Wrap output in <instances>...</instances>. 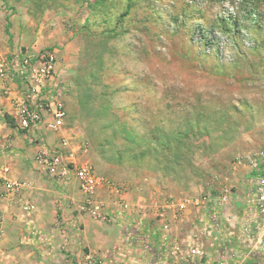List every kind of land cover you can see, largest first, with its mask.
Wrapping results in <instances>:
<instances>
[{"label":"rangeland","instance_id":"obj_1","mask_svg":"<svg viewBox=\"0 0 264 264\" xmlns=\"http://www.w3.org/2000/svg\"><path fill=\"white\" fill-rule=\"evenodd\" d=\"M95 1L4 0L45 48L72 45L75 122L104 162L123 155L114 172L167 197L221 196L229 167L253 168L264 146V0H132L126 15L127 0Z\"/></svg>","mask_w":264,"mask_h":264},{"label":"crops","instance_id":"obj_2","mask_svg":"<svg viewBox=\"0 0 264 264\" xmlns=\"http://www.w3.org/2000/svg\"><path fill=\"white\" fill-rule=\"evenodd\" d=\"M8 6L0 0V57L8 67L0 76V264H87L88 256L97 264H264V230L252 201L254 167L230 166L225 176L229 200L209 197L201 204L186 200L195 197L161 195L145 182L114 172L117 165L96 154L75 122L76 100L66 82L72 45H53L60 62L48 82L60 90L51 91L64 102V125L58 130L18 126L15 100L27 93L26 69L46 44L32 17ZM44 116L52 120L50 110ZM64 136L70 139L66 161L89 164L111 183L100 182L94 194L106 219L82 209L85 197L73 175H59L60 166L50 172L38 159L42 145L54 147ZM4 173L32 183L27 193L32 211L3 197ZM121 185L129 188L119 192ZM197 248L202 253L194 252Z\"/></svg>","mask_w":264,"mask_h":264},{"label":"built area","instance_id":"obj_3","mask_svg":"<svg viewBox=\"0 0 264 264\" xmlns=\"http://www.w3.org/2000/svg\"><path fill=\"white\" fill-rule=\"evenodd\" d=\"M60 62L53 48L43 49L34 61L29 63L26 69V82L28 91L23 96L17 98L14 103V116L18 121V126L26 129L33 125H45L49 129L58 130L64 125V120L67 116V110L64 102L58 98V95L52 93V89L58 93V87H50L48 82L56 77L58 63ZM8 71L7 62L0 57V76H6ZM72 86V84L70 85ZM50 110L52 120L47 121L44 116V111ZM70 139L66 136L62 137L57 145L49 147L42 145L38 159L45 164V167L50 172H56L58 166L61 167L59 175H73L79 182V188L83 193L85 200L82 209L90 211L99 219H106V215L102 212V204L95 200V189L100 182H107L103 178H99L94 169L89 164L77 165L72 161H66L70 155L68 148ZM88 145L83 146V150H87ZM254 168L260 166V173L254 176L253 179V194L252 201L258 216V227L264 230V146L252 159ZM8 169H5L7 172ZM4 183L3 197L8 199L10 203L17 204L24 212H30L33 209V203L27 197V193L32 189V183L26 180L10 179L5 173L2 175ZM109 182V181H108ZM109 184H111L109 182ZM127 188L125 185L117 187V191L124 192ZM229 190L225 189L219 197L222 202L229 200ZM209 197L187 198V201L192 200L196 204H201L202 201L208 200ZM211 200V198H210ZM4 231L2 220L0 219V249ZM194 252L200 254L201 249L197 248ZM87 264H97L93 257L86 258Z\"/></svg>","mask_w":264,"mask_h":264},{"label":"trees","instance_id":"obj_4","mask_svg":"<svg viewBox=\"0 0 264 264\" xmlns=\"http://www.w3.org/2000/svg\"><path fill=\"white\" fill-rule=\"evenodd\" d=\"M85 1V0H84ZM87 1V0H86ZM99 1H101V0H96L92 5H91V7L94 9L95 7H96V4H98V2ZM131 2H132V0H127V2H126V6H125V11L121 14V15H126L127 13H128V11L130 10V6H131ZM115 28H116V26H115ZM113 30H115L114 29V27L111 29V31H113ZM115 34L117 33L118 34V32H114ZM203 39V36H201L200 37V39ZM209 41V40H208ZM89 76H90V74H89ZM82 84L80 83V86H81ZM88 98H89V94H85V93H80V95H79V98H78V103H79V105L81 106V108H82V110L83 111H85V110H88V108H89V101H88ZM89 111V110H88ZM6 119L7 120H9L10 121V119H8V117H6ZM129 133V132H128ZM131 139H132V141H135V140H137L136 139V137L135 136H132L131 135ZM141 139L142 140H146V139H144V138H142L141 137ZM154 142L155 143H157V144H159V145H161V147H164L165 148V150H170L172 147H171V145L173 144V143H175V144H177L178 145V147L176 148V150L175 151H173V152H171L172 153V156H175V157H178L179 155H178V151H179V147H180V145H181V142H180V140L177 138V137H175V136H172L171 134L170 135H166L165 133H161L160 135H159V138H156V139H154ZM153 152L154 151H152V152H146V151H142L141 153H136V154H134V155H132L133 156V158H138L139 159V157H141V156H148V155H152L153 154ZM156 152H158V151H156ZM160 152H158V153H156V154H159ZM162 157H163V159L166 157V155L165 154H163L162 153ZM108 162H111V163H120V162H122V158H123V155L121 154V153H116V154H111V155H109V156H103ZM165 168H169V165H167L166 167L164 166V169ZM260 166L258 167V168H254V176H258L259 175V173H260Z\"/></svg>","mask_w":264,"mask_h":264}]
</instances>
